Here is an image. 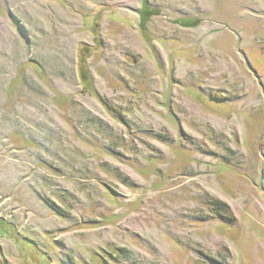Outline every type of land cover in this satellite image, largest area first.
<instances>
[{"label": "rangeland", "instance_id": "1", "mask_svg": "<svg viewBox=\"0 0 264 264\" xmlns=\"http://www.w3.org/2000/svg\"><path fill=\"white\" fill-rule=\"evenodd\" d=\"M0 264H264V0H0Z\"/></svg>", "mask_w": 264, "mask_h": 264}]
</instances>
